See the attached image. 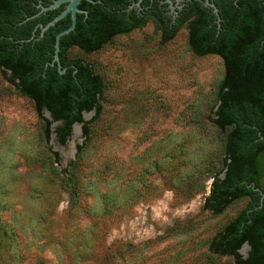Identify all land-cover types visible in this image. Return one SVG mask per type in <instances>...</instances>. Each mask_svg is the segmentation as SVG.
I'll return each mask as SVG.
<instances>
[{"label": "rangeland", "instance_id": "rangeland-1", "mask_svg": "<svg viewBox=\"0 0 264 264\" xmlns=\"http://www.w3.org/2000/svg\"><path fill=\"white\" fill-rule=\"evenodd\" d=\"M67 59L102 94L89 138L77 125L64 145L0 70V264H235L208 245L248 200L203 209L227 133L209 120L221 59L195 55L185 27L162 43L152 21ZM258 170L264 185V154Z\"/></svg>", "mask_w": 264, "mask_h": 264}, {"label": "trees", "instance_id": "trees-1", "mask_svg": "<svg viewBox=\"0 0 264 264\" xmlns=\"http://www.w3.org/2000/svg\"><path fill=\"white\" fill-rule=\"evenodd\" d=\"M36 4L37 0H0L1 73H8L6 80L34 103L36 114L44 123L46 139L51 123L60 122L55 129L58 143L65 144L73 124L82 126L86 141L90 129L83 113L100 112L102 83L87 63L68 60L67 52L72 47L85 54L98 51L114 36L128 34L145 22L120 19L115 11L104 8V1H83L81 7L85 10L77 14L75 29L60 39L58 55L61 68L65 69L60 74L57 65L50 64L55 37L70 26V14L40 37L41 15L33 17L39 13ZM233 10L234 15L225 9L216 23L209 21L207 15L198 14L172 26L161 19L154 24L162 43L171 41L185 24L191 51L197 56L215 55L222 61L224 75L209 120L219 132L227 133L221 170L212 178L203 209L219 215L236 200L248 201L210 240L208 250L232 258L235 264H264V200L258 207L259 192L264 193L258 170V160L264 154V23L253 22L242 8ZM52 17L44 20L43 27ZM45 111L50 119L44 117ZM244 244L249 246L246 258L239 254Z\"/></svg>", "mask_w": 264, "mask_h": 264}, {"label": "flooded vegetation", "instance_id": "flooded-vegetation-1", "mask_svg": "<svg viewBox=\"0 0 264 264\" xmlns=\"http://www.w3.org/2000/svg\"><path fill=\"white\" fill-rule=\"evenodd\" d=\"M55 1L56 0H37L36 7L40 12L42 8L49 7ZM83 1L85 0H81L77 5V8L81 11L85 10L81 7L84 5L82 4ZM102 1H104V8L115 11L120 16V19L124 17L131 23L138 20L142 22L152 21L154 23L156 20L161 19L172 26L186 17L187 19H193L198 14H205L209 17V21L216 23L221 20L220 15L223 14L225 9L229 8L230 14L234 15V7L242 8L252 17L253 22L257 24L264 23V0H91V2H86L95 4L101 3ZM64 7L65 4L63 3L55 9L40 13L39 16L41 15V21L38 25L43 27L44 20L50 16H53L51 19L53 20L64 10ZM214 8L217 10L218 16L214 13ZM52 12H55V14ZM212 15H214L215 18L212 19ZM50 21H48V23ZM183 27L186 28L185 24L181 26L180 29ZM186 31H188L187 28ZM72 48L79 50L77 47Z\"/></svg>", "mask_w": 264, "mask_h": 264}, {"label": "water", "instance_id": "water-1", "mask_svg": "<svg viewBox=\"0 0 264 264\" xmlns=\"http://www.w3.org/2000/svg\"><path fill=\"white\" fill-rule=\"evenodd\" d=\"M81 0H56L53 4H51L49 7L47 8H42L41 11L34 15L33 17H36L38 16L40 13L46 11V10H52V9H55L57 7H59L61 4H65V7H64V10L58 15L56 16L53 20H51L45 27H42L41 29V34H40V37L42 36L43 32L45 30H47L50 26H54L56 22H58L59 20L63 19L64 17H66L68 14H70V18H71V24L68 28L62 30L61 32H59L56 37H55V50H54V57H53V61L52 63L50 64L51 66H54L55 64L57 65V69H58V72L60 74L64 73L65 72V69H62L61 68V64H60V60H59V55H58V52H59V49H60V39L62 36L64 35H67L69 34L71 31H73L75 29V26H76V17H77V14L79 13H82L83 11L79 10L77 8V5L79 4ZM85 1H88V2H91V0H85ZM213 7V6H212ZM214 13L217 14V10L214 8ZM90 113V112H89ZM45 114V117L48 118L49 117V113L48 112H44ZM86 113H83V116L85 115ZM50 118V117H49ZM57 124H60V122H53L52 126H55ZM77 125H80V124H73L72 125V129L71 131L73 132V130L75 129V127ZM223 177V174L220 175V178ZM260 194V200H259V205L258 207H261L262 205V202L264 200V193L263 192H259ZM248 251H249V246L248 244H244L241 249L239 250V253L242 254L245 258L247 257V254H248Z\"/></svg>", "mask_w": 264, "mask_h": 264}, {"label": "bare ground", "instance_id": "bare-ground-1", "mask_svg": "<svg viewBox=\"0 0 264 264\" xmlns=\"http://www.w3.org/2000/svg\"><path fill=\"white\" fill-rule=\"evenodd\" d=\"M77 131H76V128L73 130V133L75 134Z\"/></svg>", "mask_w": 264, "mask_h": 264}]
</instances>
